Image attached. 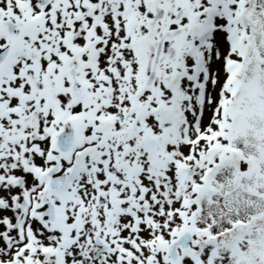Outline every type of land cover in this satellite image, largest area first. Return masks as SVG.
Returning <instances> with one entry per match:
<instances>
[{
  "label": "snow or ice",
  "instance_id": "1",
  "mask_svg": "<svg viewBox=\"0 0 264 264\" xmlns=\"http://www.w3.org/2000/svg\"><path fill=\"white\" fill-rule=\"evenodd\" d=\"M0 264H264V0H0Z\"/></svg>",
  "mask_w": 264,
  "mask_h": 264
}]
</instances>
